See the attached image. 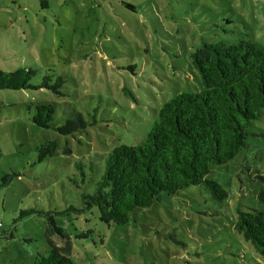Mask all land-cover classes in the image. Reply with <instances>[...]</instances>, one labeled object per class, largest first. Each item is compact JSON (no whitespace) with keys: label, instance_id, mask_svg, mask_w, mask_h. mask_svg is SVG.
<instances>
[{"label":"rangeland","instance_id":"rangeland-1","mask_svg":"<svg viewBox=\"0 0 264 264\" xmlns=\"http://www.w3.org/2000/svg\"><path fill=\"white\" fill-rule=\"evenodd\" d=\"M219 41L264 49V0H0V70L34 69L35 85L45 75L65 80L63 96L0 90V264L48 255L45 219H19L20 211L80 208L104 154L143 143L165 102L203 90L191 55ZM39 103L54 105L58 126L75 113L89 126L70 136L38 127ZM49 142L57 150L40 161ZM263 178L264 111L238 157L210 169L207 179L227 193L222 202L199 185L161 193L124 226L94 212L57 221L72 234L74 264H264L234 228L238 210L264 209Z\"/></svg>","mask_w":264,"mask_h":264},{"label":"trees","instance_id":"trees-1","mask_svg":"<svg viewBox=\"0 0 264 264\" xmlns=\"http://www.w3.org/2000/svg\"><path fill=\"white\" fill-rule=\"evenodd\" d=\"M191 64L203 90L180 92L165 102L143 143L120 145L104 154L102 173L94 181L93 192L81 194L80 208L71 205L64 210L20 211L19 219L33 216L46 221L44 236L49 252L38 255L34 264H74L72 234L57 217L94 212L107 226H124L136 210L150 207L161 193L174 196L185 188L205 185L215 200L227 198L222 186L207 176L212 166L235 160L247 147L249 131L264 111V49L252 41L205 43L191 55ZM36 75L31 68L0 70V90H48L64 95L63 77L45 75L35 85L32 80ZM54 117L52 103L36 104L32 120L38 127L70 136L89 126L81 113H75L62 126L55 124ZM57 147L56 142L42 146L39 160L53 156ZM65 153H71L70 149ZM14 176H5L3 183ZM258 201L264 208V190L258 194ZM234 228L264 257V209L238 210ZM92 234L93 230L83 231L74 238L87 239Z\"/></svg>","mask_w":264,"mask_h":264},{"label":"built area","instance_id":"built-area-1","mask_svg":"<svg viewBox=\"0 0 264 264\" xmlns=\"http://www.w3.org/2000/svg\"><path fill=\"white\" fill-rule=\"evenodd\" d=\"M0 227H1V223H0Z\"/></svg>","mask_w":264,"mask_h":264}]
</instances>
